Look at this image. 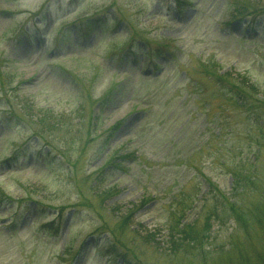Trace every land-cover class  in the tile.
Returning <instances> with one entry per match:
<instances>
[{
    "label": "rangeland",
    "instance_id": "1",
    "mask_svg": "<svg viewBox=\"0 0 264 264\" xmlns=\"http://www.w3.org/2000/svg\"><path fill=\"white\" fill-rule=\"evenodd\" d=\"M0 264H264V0H0Z\"/></svg>",
    "mask_w": 264,
    "mask_h": 264
},
{
    "label": "trees",
    "instance_id": "2",
    "mask_svg": "<svg viewBox=\"0 0 264 264\" xmlns=\"http://www.w3.org/2000/svg\"><path fill=\"white\" fill-rule=\"evenodd\" d=\"M103 19V17H99L97 20H102ZM92 20L94 21V19L92 18V17H90L89 18V20H88V22L91 24L92 23ZM107 18L105 17L104 18V20H102L103 21V23L102 24H106L107 23ZM64 35H61L60 37H63ZM162 53H159V55H161ZM125 55H129V54H126L125 53ZM224 78H227V75H220V76H217V79L218 80H220V81H224ZM203 87V86H202ZM202 88L200 87V90H201ZM232 96L235 98V101H237L239 104H241V105H243V104H247V102L246 101H248V99L247 98H244V99H241V97H239V95H238V92H237V94L236 93H232ZM104 99V98H103ZM106 101L107 100H105L104 101V104H106ZM120 125H121V122H119V121H117L116 123H114L113 125H111L110 127H108V129L105 131L106 133H105V135H106V137H105V140H104V143L106 144V143H108L109 142V140L111 139V137L114 135V133L116 132V130L120 127ZM120 159V158H123V156H121V157H117V159ZM116 158H113V160H111L110 161V163L107 165H105V167L101 170V172H103L105 169H106V167H109V166H111L112 168H113V166H115V162H116V160H117ZM238 163V165H237V169L235 170L234 169V171H231V173H232V175H233V178H234V180H235V184H234V186L236 185L237 187L239 186V185H241V183L244 181V180H246L247 179V177H248V174H245V171H244V168L243 167H241L240 165L242 164V162H240V161H238L237 162ZM256 167H254L253 168V170L250 172V174L249 175H251L252 177H250V181H253V179L256 177ZM247 173V172H246ZM207 180L209 181V183H211V181L207 178ZM212 184V183H211ZM214 192H216V194L218 195V194H221L222 193V195L224 194V191H222V190H220V189H217V191H215V189H214ZM202 198V197H201ZM141 204L143 205L144 204V202L143 201H141ZM141 204H139L140 206H141ZM133 211V210H132ZM235 212H236V210H235ZM238 213V212H237ZM184 214H185V210H183L182 211V216H181V218H183L184 217ZM125 222V221H124ZM195 227H193V225H184V224H182V225H175L173 228H172V230H174L176 233H178L179 234V236L181 235V237L182 236H184V234H186V233H191V232H195V229H194ZM171 234V233H170ZM193 234H195L196 236L194 237V238H192V240L190 241V242H195L196 244H198L199 245V247H200V249L202 250V249H204V247H205V244H206V238H208V236L207 235H204V234H202V235H200L201 233H199V234H196V233H193Z\"/></svg>",
    "mask_w": 264,
    "mask_h": 264
}]
</instances>
